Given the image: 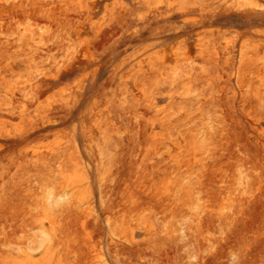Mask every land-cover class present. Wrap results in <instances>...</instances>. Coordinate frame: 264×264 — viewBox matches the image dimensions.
<instances>
[{
	"label": "rangeland",
	"instance_id": "rangeland-1",
	"mask_svg": "<svg viewBox=\"0 0 264 264\" xmlns=\"http://www.w3.org/2000/svg\"><path fill=\"white\" fill-rule=\"evenodd\" d=\"M0 264H264V0H0Z\"/></svg>",
	"mask_w": 264,
	"mask_h": 264
}]
</instances>
